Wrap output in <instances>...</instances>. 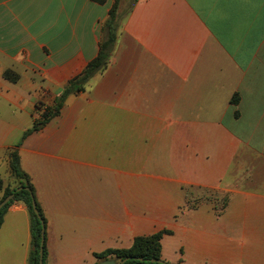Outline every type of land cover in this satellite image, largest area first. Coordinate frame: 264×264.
Instances as JSON below:
<instances>
[{
	"label": "crops",
	"instance_id": "1",
	"mask_svg": "<svg viewBox=\"0 0 264 264\" xmlns=\"http://www.w3.org/2000/svg\"><path fill=\"white\" fill-rule=\"evenodd\" d=\"M115 3L0 0L5 188L10 153L98 56ZM118 17L109 67L19 148L47 264H100L161 231L169 264H264V0H136L126 17L120 0ZM31 226L12 205L0 264H30Z\"/></svg>",
	"mask_w": 264,
	"mask_h": 264
},
{
	"label": "trees",
	"instance_id": "2",
	"mask_svg": "<svg viewBox=\"0 0 264 264\" xmlns=\"http://www.w3.org/2000/svg\"><path fill=\"white\" fill-rule=\"evenodd\" d=\"M99 4H105L107 0H93ZM120 0H116V3L112 7L109 18L102 26V39L100 42V51L98 56L87 64L85 69L75 78H73L66 88L63 90L61 96L56 99L55 105L50 108L42 109V113L39 119H36L33 126L28 129L22 139V142L31 134L42 130L47 126L52 119L60 116L61 111L65 105L68 97L72 95H78L86 90L87 85L97 75L103 73L111 64L114 48L118 39V30L120 27V21L118 17ZM5 77L10 81L16 82L17 78H13L11 72L5 73ZM233 104H238L239 96L235 95L231 100ZM22 142L19 143L17 148L13 150L10 157V169L12 175L17 181V186L13 188H5L3 180L0 179V203L10 195H14L13 199L5 205L0 211V229L4 223V218L10 207L18 202H23L29 209L32 220V236L34 250L30 257V264H39L40 262V249L42 243V232L45 230V243H44V264H47L48 249H47V232H46V219L39 206L35 189L31 182L29 175L22 169L21 157L19 148L22 146ZM22 188L17 192V189ZM33 196V197H32ZM33 199L37 203V208L40 212L41 218L44 222V226L33 209ZM169 234V231H161L157 234L147 237H138L135 239L133 246L126 250H108L104 253L96 255L101 260H109L116 258L120 262L130 258L125 264H161L153 263L152 260H162V239L164 235ZM140 259H143L141 261ZM165 262V261H164ZM169 264V263H167Z\"/></svg>",
	"mask_w": 264,
	"mask_h": 264
},
{
	"label": "water",
	"instance_id": "3",
	"mask_svg": "<svg viewBox=\"0 0 264 264\" xmlns=\"http://www.w3.org/2000/svg\"><path fill=\"white\" fill-rule=\"evenodd\" d=\"M22 188H19L17 189V192L18 191H21ZM14 195H10L8 196L7 198H5L1 203H0V211L1 209L7 205L12 199H13ZM33 197V196H32ZM33 209H34V212L35 214L38 216V218L41 220L43 226H44V222L41 218V215H40V212L37 208V203L36 201L33 199ZM44 243H45V230L43 229V232H42V243H41V249H40V262L39 264H44ZM130 258L128 259H125L123 260L122 262H118L117 260H114V259H109V260H105L103 262H101L100 264H125L127 261H129ZM141 261H143V259H140ZM153 263H161V264H167L166 262L162 261V260H152Z\"/></svg>",
	"mask_w": 264,
	"mask_h": 264
},
{
	"label": "rangeland",
	"instance_id": "4",
	"mask_svg": "<svg viewBox=\"0 0 264 264\" xmlns=\"http://www.w3.org/2000/svg\"><path fill=\"white\" fill-rule=\"evenodd\" d=\"M135 1L136 0H122V4H123V17H126L129 14V12H130L133 4L135 3ZM116 260L120 263V261L118 259H116Z\"/></svg>",
	"mask_w": 264,
	"mask_h": 264
}]
</instances>
